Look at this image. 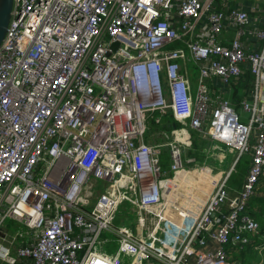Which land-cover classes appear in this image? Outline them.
Segmentation results:
<instances>
[{
  "label": "built area",
  "instance_id": "1",
  "mask_svg": "<svg viewBox=\"0 0 264 264\" xmlns=\"http://www.w3.org/2000/svg\"><path fill=\"white\" fill-rule=\"evenodd\" d=\"M215 1L14 0L0 47V210L6 206L0 224L10 217L30 234H20L14 252L0 243L4 262L230 264L227 245L246 244L247 232H259L247 212L264 177V45L246 52L239 38L218 42L226 18L243 27L249 13L211 9ZM205 13L207 28L197 31ZM202 34L207 42L193 40ZM177 41L199 65L195 94L181 70L186 50L172 47ZM244 63L255 79L252 99L241 102L248 122L229 98L211 108L206 81L216 76L229 84ZM167 111L237 154L200 216L173 235L170 249L189 233L179 255H165L164 242L155 247L157 228L146 226L162 219L155 210L164 201L161 148L169 147L170 170L178 171L191 143L189 130L177 126L164 145L145 141L150 114ZM246 153L247 175L231 196L228 177ZM98 180L105 182L101 192ZM127 199L136 229L112 224ZM106 231L115 238L101 239ZM209 239L217 247L203 248ZM110 243L117 245L113 252Z\"/></svg>",
  "mask_w": 264,
  "mask_h": 264
},
{
  "label": "crops",
  "instance_id": "2",
  "mask_svg": "<svg viewBox=\"0 0 264 264\" xmlns=\"http://www.w3.org/2000/svg\"><path fill=\"white\" fill-rule=\"evenodd\" d=\"M203 1V0H202ZM211 9L216 10H222L224 12H228L231 9H237V10H246L249 13V21L248 23L243 26L239 27L235 25L229 18H226L224 20V28L222 32L217 34L216 39L218 42L223 44H230L232 40L235 38H239L241 42L244 45V48L246 52H259L261 51L264 40L259 36V32H264V0H216L213 4ZM177 9L174 8L173 14H174V21H177L176 17ZM208 25V18L207 13L204 14L202 19L197 25V31H204L207 28ZM193 40H199L201 42H207L208 36L206 35H198L197 37L193 38ZM173 48H185L186 50V58L181 62V70L185 74V76L188 77V79L191 82V88L192 93L195 94L197 92V87L199 83V76H200V68L199 65L193 60L191 57V54L185 45L183 41H177L172 45ZM243 73L240 78L233 79L231 83L226 84L222 82L218 77L216 76H210L206 79L209 88H210V95L212 97V107L216 106L217 101L219 98H229L235 108L238 112L242 114V117H247V114L241 110V102L245 99H252L253 93L255 90V79L254 76L251 74L249 69V64L244 63L243 65ZM152 119L153 122L157 125V130L154 132L151 131L152 129L148 127L149 132L151 133H157V136H153L151 133L148 134V138L145 141L151 145L153 144H166L168 140L172 139L170 136V132L168 134L167 129L172 128L173 126H176V124L172 123L170 119L171 116L174 117V115L169 112L166 115H161L159 112L152 113ZM157 117H160L157 120ZM175 118V117H174ZM181 126H177L178 128H187L191 133V145L184 147V162L186 169H182L181 172L179 171H172L170 170L171 165V158H170V151L169 147L167 145H164L161 148V154H160V164L163 169L166 171L165 177L162 181V189H163V205L160 208H156L155 210L160 213L161 216L159 217H169L173 219L174 221L178 218L179 212L174 214V210H177L180 205L178 198L175 199V195H177L178 190H181V193L187 192L190 194V189L192 193H194V200L192 205V210H198L196 213H199L198 216H194L192 218H196L200 216L201 209L205 202L207 201L209 195L216 189V186L223 180L225 173L230 169V167L233 165L235 161V156L237 154L233 155V152L230 153V159H231V165L229 169L224 170L223 169V160L226 159L225 152L223 151V148H226V145L216 141L212 140L208 135H204L200 132H197L196 130H193L189 127L188 123L181 122ZM207 128V127H206ZM152 136V137H150ZM151 138L153 141H159V142H150ZM185 149L189 150L190 152L193 151L194 155H191L189 157H185ZM183 158V159H184ZM191 160V161H190ZM241 160V159H240ZM236 165V169L238 164ZM250 165V157L248 161H245L239 170V172L243 175V181L240 187H236L233 185L227 186L228 192L231 196H235L237 192L242 188L243 182L245 180V177L247 175L248 169ZM186 172H190L191 175H207L209 176V180L201 179L197 183L195 182V191L191 187V181H195L199 178H190L189 175L186 174ZM235 172V171H233ZM228 177V181L231 179V176ZM171 175V176H170ZM264 178H262V182L260 181L258 185V189L256 194H261L262 189L264 187ZM201 195V200H196L198 193ZM172 193H174L172 195ZM173 200L176 202V204H171L170 200ZM117 212V211H116ZM115 212V213H116ZM134 211L128 210V212L123 217V224L122 226H126L128 228L136 229L138 224L134 223V218L132 217ZM135 213V212H134ZM251 216V215H250ZM253 217V216H252ZM168 218V219H169ZM254 218V217H253ZM255 219V218H254ZM256 220V219H255ZM258 221V220H257ZM259 222V221H258ZM169 224V229L164 230V245L165 240L169 237L170 231L174 228L172 225ZM261 225V224H260ZM190 227V226H188ZM164 229V228H162ZM158 229L155 230V232ZM113 234V233H112ZM139 234V232L137 233ZM176 234V233H175ZM248 237V243L246 244H238L233 245L229 244L226 247V250L228 252V257L230 264H246L243 260V257L247 259L248 261L251 259V257L247 256V254H242L243 249H246V251H251L255 253L254 259L249 264H258L260 262L264 263V234L259 235V232H247L245 234ZM189 233L187 230L184 231L183 236L179 238L174 248L170 249L173 246V242L171 240V243L169 244L168 248L164 246V249H162V252L166 255L171 252H175L178 255L181 254V251L183 249V246L187 242ZM156 235L154 234V238ZM195 247H199L200 244L198 241L194 242ZM217 243L213 239H209L208 246H205L203 248L205 249H213L217 247ZM110 251V250H109ZM113 252V251H110ZM236 252H240L236 253ZM187 262H193L195 260L194 256H188L186 258ZM27 264H29V260L25 261ZM128 263V261L126 262ZM144 264H163V262L152 259L145 261ZM187 264V263H185Z\"/></svg>",
  "mask_w": 264,
  "mask_h": 264
},
{
  "label": "rangeland",
  "instance_id": "3",
  "mask_svg": "<svg viewBox=\"0 0 264 264\" xmlns=\"http://www.w3.org/2000/svg\"><path fill=\"white\" fill-rule=\"evenodd\" d=\"M168 113V111L164 114L166 115ZM160 119V117H157V120ZM157 120H155L157 122ZM244 122H248L247 118H242L241 119ZM157 126L160 127V125H157L153 122V119L148 118V127H150L154 132V130H157ZM185 128V127H184ZM172 128L167 129V132L169 134V132L171 133ZM151 133L147 132L146 134V139L148 138V134ZM189 133H191L189 131ZM153 136H157V133H151ZM157 134V135H156ZM171 136V135H170ZM152 137V136H150ZM149 140V138H148ZM153 139L151 138L150 142L152 143ZM153 142H159V141H153ZM161 143V142H159ZM191 145V143L189 144V146ZM166 148V147H163ZM223 151L225 152L224 154L226 155V159L223 160L222 164H223V169L227 170L229 169L230 165H231V159H230V151L228 150V148H223ZM191 155H194L193 151H189L187 149H185V157H189ZM236 152H233V155H235ZM183 156H184V151H183ZM250 157V154L246 153L241 157L240 163L237 166V169L235 170V172H233L231 179L229 180V182L227 183L228 186L233 185L236 187H240L243 181V175L241 172H239L241 165L245 162L248 161ZM184 158V157H183ZM185 160V158H184ZM183 168L186 169L187 167L185 166V162H183ZM181 168L180 170H178L179 172L182 171ZM183 169V170H184ZM187 175L190 176V178H199L195 181H191V187L194 189L195 191V182L197 183L198 181H200L201 179H205V180H209L207 175H200V174H196V175H191L190 172H186ZM171 176V175H170ZM169 177V176H167ZM165 177V178H167ZM264 178V177H263ZM105 184L104 181L98 180V185H97V190L96 192H101L103 190V185ZM198 193V196L196 198V200H201V195ZM174 193H172L173 195ZM178 198V203L180 205V207L177 210H174V214L179 212L178 218L174 221L173 219L169 218V217H162V219L156 217L157 223H150V221L148 220L146 222V226L147 227H154L157 228L158 230L155 232L156 237L154 238V242L152 243L155 247L159 246L160 244H162V242L164 241V235L165 233L163 232L164 229H162L163 227L166 226L167 223H170V225H172L174 228L170 231L169 237L165 240V247L168 248L169 244L171 243V239L173 238V235H176L175 233H177L178 230H183V228H186L187 226H191V221H189L190 218L194 217V216H198L199 213H196L198 210H192V205H193V200H194V193H192L191 189H190V194H188L187 192L181 193V190H178L177 195H175V199ZM171 204H176L175 201H173L172 199L170 200ZM131 204L130 200H123L122 203L120 204V206L116 209V217L115 219L112 221L113 226H122L123 224V217L125 216V214L128 212V210H130L129 205ZM6 210V206H3L2 209L0 210V220L2 215L4 214ZM149 216V215H148ZM132 217L134 218V223H137V215L133 212ZM169 218V219H168ZM0 227L3 228L2 230H0V243L8 248H10V250L12 252H14L15 247L17 245L20 244V242H22V238L21 235L23 234L24 237H27L30 233V230L27 229V227L25 225H23L21 222L12 219L10 217H6L0 224ZM21 234V235H20ZM106 238H115V235L110 233V232H104L101 236V239H106ZM109 250L110 251H115L117 245L115 243H110L109 244ZM242 254H247V256L251 257V259L248 261L247 259H245V257H243V260L246 264L251 263V261L254 259V255L255 253L251 252V251H246V249H243ZM241 254L240 252H236ZM81 254V253H80ZM128 262H130L128 260ZM0 264H9L7 262H4L2 260V258L0 257ZM16 264H26V262L23 261V259L18 260V262Z\"/></svg>",
  "mask_w": 264,
  "mask_h": 264
},
{
  "label": "trees",
  "instance_id": "4",
  "mask_svg": "<svg viewBox=\"0 0 264 264\" xmlns=\"http://www.w3.org/2000/svg\"><path fill=\"white\" fill-rule=\"evenodd\" d=\"M152 115L153 114H150V118L152 117ZM169 120H171V122L176 124V126L178 127L182 125V123L173 116H171ZM261 192V194H255L251 197L247 212L249 215L253 216L256 220H258L261 224L259 235L264 234V187Z\"/></svg>",
  "mask_w": 264,
  "mask_h": 264
},
{
  "label": "water",
  "instance_id": "5",
  "mask_svg": "<svg viewBox=\"0 0 264 264\" xmlns=\"http://www.w3.org/2000/svg\"><path fill=\"white\" fill-rule=\"evenodd\" d=\"M14 0H0V47L9 29L13 14ZM118 43L115 44L117 46Z\"/></svg>",
  "mask_w": 264,
  "mask_h": 264
}]
</instances>
